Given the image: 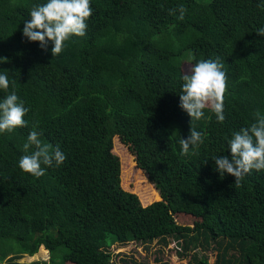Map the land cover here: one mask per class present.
<instances>
[{
	"label": "trees",
	"instance_id": "trees-1",
	"mask_svg": "<svg viewBox=\"0 0 264 264\" xmlns=\"http://www.w3.org/2000/svg\"><path fill=\"white\" fill-rule=\"evenodd\" d=\"M43 3L0 0V74L29 109L27 127L0 133V264H112L113 245L128 242L155 244L153 264H169L159 255L170 244L177 264H264V170L236 186L213 161L230 158L232 133L264 114V0H91L86 35L54 57L51 41L45 50L23 36ZM179 5L183 21L169 15ZM216 57L227 74L225 120L205 109L191 122L181 63ZM34 124L67 157L38 179L18 167ZM191 127L204 143L182 155ZM114 140L158 200L122 187ZM176 213L195 220L181 225ZM40 246L47 261H16Z\"/></svg>",
	"mask_w": 264,
	"mask_h": 264
},
{
	"label": "clouds",
	"instance_id": "clouds-1",
	"mask_svg": "<svg viewBox=\"0 0 264 264\" xmlns=\"http://www.w3.org/2000/svg\"><path fill=\"white\" fill-rule=\"evenodd\" d=\"M260 6L264 7V4ZM186 12L183 5L169 9V15L176 16L180 21H183ZM92 14L91 0H46V3L32 7L30 20L24 22L23 36L31 42H39L45 50L51 41L54 57L64 50L66 42L73 36L86 35L87 22ZM256 34L264 37V27L257 29ZM181 79L180 107L191 117V122L204 119V110L208 109L215 114L218 122L223 123L227 74L221 59L199 60L190 66ZM9 86L7 74H0V90L8 93L0 100V133H12L29 124L24 119L29 109L15 90L8 92ZM36 128L34 124L29 132L27 142L23 145L25 154L19 158L18 167L38 179L46 174V168L61 166L67 157L59 145L43 142L42 133ZM203 143L204 134L191 127L189 136L179 140L181 154L187 155L190 147L195 154V150ZM227 145L231 157L220 155L213 157V161L221 177L227 173L235 177V185L240 186L245 176L253 170H264V114L257 112L255 122L233 132Z\"/></svg>",
	"mask_w": 264,
	"mask_h": 264
},
{
	"label": "rangeland",
	"instance_id": "rangeland-1",
	"mask_svg": "<svg viewBox=\"0 0 264 264\" xmlns=\"http://www.w3.org/2000/svg\"><path fill=\"white\" fill-rule=\"evenodd\" d=\"M201 2H207L209 0H197ZM188 53V52H186ZM188 61H183L181 63V68L184 71L189 70ZM113 152L118 156L121 175H122V187L133 193H138L141 197L145 198V203H150L152 201L158 200L159 195L151 184L146 181V177L142 170H140L134 161V157L129 151L128 147L114 140ZM156 194V195H155ZM174 218L177 223L181 225H191L194 217L186 213H176ZM171 245V244H170ZM166 246L161 248L160 259L161 261L167 260L169 264H177L178 260L174 255L173 247ZM42 246L38 247L36 252L32 255L23 254L18 258L17 262H30V261H47L48 252ZM112 254V264H142L144 262L148 264H153V256L155 255V244L151 243L145 248L143 244H135L134 242H128L125 244H115L111 248ZM9 254L7 255V257Z\"/></svg>",
	"mask_w": 264,
	"mask_h": 264
}]
</instances>
